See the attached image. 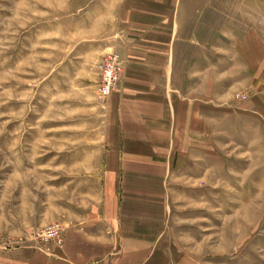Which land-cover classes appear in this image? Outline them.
Masks as SVG:
<instances>
[{
  "label": "rangeland",
  "instance_id": "1",
  "mask_svg": "<svg viewBox=\"0 0 264 264\" xmlns=\"http://www.w3.org/2000/svg\"><path fill=\"white\" fill-rule=\"evenodd\" d=\"M237 1L239 32L259 36L239 39L237 76L207 77L230 96L168 183L164 241L187 264H264V2ZM119 2L0 0V264L55 244L46 230L69 229L98 200L97 66L116 49Z\"/></svg>",
  "mask_w": 264,
  "mask_h": 264
},
{
  "label": "crops",
  "instance_id": "2",
  "mask_svg": "<svg viewBox=\"0 0 264 264\" xmlns=\"http://www.w3.org/2000/svg\"><path fill=\"white\" fill-rule=\"evenodd\" d=\"M116 5L120 28L110 53L121 57L123 73L105 99L100 195L66 230L63 245L20 249L21 264H187L174 259L164 241L168 183L193 144L209 136L223 108L218 101L230 96L223 97L217 82L211 92L207 77L237 76L239 39L248 44L259 35L239 32L238 1ZM241 64L252 67L248 59Z\"/></svg>",
  "mask_w": 264,
  "mask_h": 264
},
{
  "label": "built area",
  "instance_id": "3",
  "mask_svg": "<svg viewBox=\"0 0 264 264\" xmlns=\"http://www.w3.org/2000/svg\"><path fill=\"white\" fill-rule=\"evenodd\" d=\"M123 73V63L117 53L105 55L98 63V92L102 99H107L115 92L120 84ZM65 228L61 225H55L44 233L47 242H53L56 245H63L65 241Z\"/></svg>",
  "mask_w": 264,
  "mask_h": 264
}]
</instances>
